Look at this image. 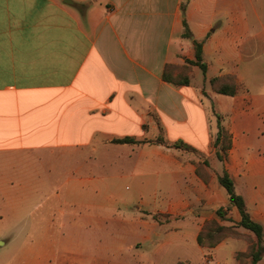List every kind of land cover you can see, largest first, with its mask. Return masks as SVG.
<instances>
[{
  "label": "crops",
  "instance_id": "obj_1",
  "mask_svg": "<svg viewBox=\"0 0 264 264\" xmlns=\"http://www.w3.org/2000/svg\"><path fill=\"white\" fill-rule=\"evenodd\" d=\"M223 169L264 230V0H0V264H252Z\"/></svg>",
  "mask_w": 264,
  "mask_h": 264
},
{
  "label": "trees",
  "instance_id": "obj_2",
  "mask_svg": "<svg viewBox=\"0 0 264 264\" xmlns=\"http://www.w3.org/2000/svg\"><path fill=\"white\" fill-rule=\"evenodd\" d=\"M188 30L186 28L184 32V36H188ZM193 46H194V59H185V62L187 64L191 65H197L202 72H205L206 70V63L203 61L202 58V49H201V43L193 40ZM175 68L174 64H166L162 73L163 80L174 84V85H184L188 84L189 77L186 73L187 66H181V70H179L178 73L174 74L172 71ZM183 72V73H181ZM210 82L213 86V88L218 92L222 94H228L233 95L237 91V84L235 83L233 77H224V76H216L210 79ZM224 138L225 141H224ZM128 137L115 139V142H126L128 141ZM215 143L219 145L220 150L225 153L227 149L230 147L231 141L227 135V133L224 131V129L219 124V129L216 136ZM181 146H186L183 143H180ZM216 155L219 157V152L216 153ZM217 179L219 184L224 188L226 191L227 197H228V204L227 209H231L232 207H235L239 213L240 219L238 222V226H241L249 231H251L256 240L249 241L248 250L245 253L237 254V256L242 255H249L251 263L254 264L259 259H261L264 256V244L262 243L263 236H264V230L260 223L254 221L249 212L247 211V207L245 204V201L243 197L237 193L235 190L234 182L228 172L226 170H222L218 175ZM222 208H219L217 210V214L222 215ZM233 229L229 226L220 225L217 223L216 220H209L205 223V226L203 230L199 233L197 241L200 245H207V246H213L216 242L221 240L226 235H233L236 236L239 234H235Z\"/></svg>",
  "mask_w": 264,
  "mask_h": 264
},
{
  "label": "rangeland",
  "instance_id": "obj_3",
  "mask_svg": "<svg viewBox=\"0 0 264 264\" xmlns=\"http://www.w3.org/2000/svg\"><path fill=\"white\" fill-rule=\"evenodd\" d=\"M182 68H181V66H179V65H175V68L172 70L173 72L174 71H179V70H181ZM197 71H198V73H199V75H202V72H201V70L200 69H198L197 68ZM181 73H183V72H181ZM225 139L226 138H224V141H225ZM51 183H52V186L53 185H57V187H59V188H62V189H64L65 187H66V185H67V183H66V181L65 180H56V181H51ZM66 183V184H65ZM116 185L117 186H119V185H121L122 187H126V189H128V191L129 190H131V184H130V182L129 181H127V180H116ZM229 227H231L233 230V232L235 233V234H239V236H241V237H243V238H245L248 242L249 241H251L252 239L250 238V237H248L246 234H243V233H240L237 229H235L233 226H229ZM5 231L6 230H3V235L2 236H0V238L1 239H3L4 238V234H5ZM236 236H238V235H236ZM6 248V246L5 247H3L2 245H0V254H1V256H3L4 254H3V249H5ZM247 263H251V260H249V261H247Z\"/></svg>",
  "mask_w": 264,
  "mask_h": 264
},
{
  "label": "water",
  "instance_id": "obj_4",
  "mask_svg": "<svg viewBox=\"0 0 264 264\" xmlns=\"http://www.w3.org/2000/svg\"><path fill=\"white\" fill-rule=\"evenodd\" d=\"M66 2V1H65Z\"/></svg>",
  "mask_w": 264,
  "mask_h": 264
}]
</instances>
